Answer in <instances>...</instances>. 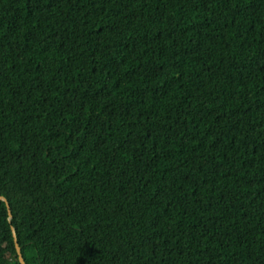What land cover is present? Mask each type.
<instances>
[{
	"label": "trees",
	"instance_id": "trees-1",
	"mask_svg": "<svg viewBox=\"0 0 264 264\" xmlns=\"http://www.w3.org/2000/svg\"><path fill=\"white\" fill-rule=\"evenodd\" d=\"M0 264H264V0H0Z\"/></svg>",
	"mask_w": 264,
	"mask_h": 264
},
{
	"label": "water",
	"instance_id": "water-1",
	"mask_svg": "<svg viewBox=\"0 0 264 264\" xmlns=\"http://www.w3.org/2000/svg\"><path fill=\"white\" fill-rule=\"evenodd\" d=\"M0 200L4 201L7 205V211H8V220L11 221L12 220V212H11V207L9 205V202L8 200L6 199L5 196L3 195H0ZM12 230H13V237H14V241H15V245H16V249H17V253H18V256H19V261H20V264H26L25 263V260L23 258V255L21 253V247L20 245L18 244L17 242V237H16V231H15V228L12 227Z\"/></svg>",
	"mask_w": 264,
	"mask_h": 264
}]
</instances>
